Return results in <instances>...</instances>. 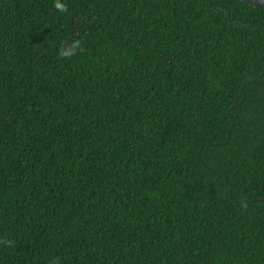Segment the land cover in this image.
<instances>
[{"label":"trees","instance_id":"trees-1","mask_svg":"<svg viewBox=\"0 0 264 264\" xmlns=\"http://www.w3.org/2000/svg\"><path fill=\"white\" fill-rule=\"evenodd\" d=\"M64 2L0 0V264H264V7Z\"/></svg>","mask_w":264,"mask_h":264},{"label":"clouds","instance_id":"clouds-1","mask_svg":"<svg viewBox=\"0 0 264 264\" xmlns=\"http://www.w3.org/2000/svg\"><path fill=\"white\" fill-rule=\"evenodd\" d=\"M54 6L61 12L66 9V3L64 0H54ZM78 46H80V41L73 40L66 45H62L58 51V55L61 57H71L76 52Z\"/></svg>","mask_w":264,"mask_h":264},{"label":"water","instance_id":"water-1","mask_svg":"<svg viewBox=\"0 0 264 264\" xmlns=\"http://www.w3.org/2000/svg\"><path fill=\"white\" fill-rule=\"evenodd\" d=\"M242 2L257 5V6H263L264 7V0H241Z\"/></svg>","mask_w":264,"mask_h":264}]
</instances>
